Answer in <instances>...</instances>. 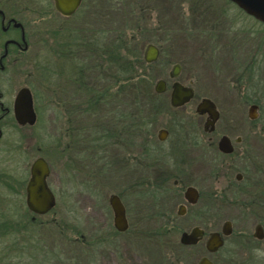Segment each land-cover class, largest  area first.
I'll list each match as a JSON object with an SVG mask.
<instances>
[{"label":"rangeland","instance_id":"rangeland-1","mask_svg":"<svg viewBox=\"0 0 264 264\" xmlns=\"http://www.w3.org/2000/svg\"><path fill=\"white\" fill-rule=\"evenodd\" d=\"M234 4L231 0H83L76 15L66 18L56 11L54 0H0V9L14 14L25 26L29 40V51L10 56L7 74L0 75V91L8 94L2 102L10 103L9 94H16L24 86L36 93L41 111L39 121L23 149H28L30 162L42 156L50 163L49 181L58 201L55 211L42 218L44 223L32 224L30 245L18 244L13 251L7 250L11 237L0 240V264L200 262L201 246L192 249L180 246L181 233L192 227L190 214L188 218H177L182 194L169 193L154 202L151 198L140 199L134 195L136 192L128 190L124 200L129 209L130 230L111 236L114 215L109 198L121 193L123 188L118 180L108 181L105 172L99 174L98 169L96 173L90 172L83 162L76 164L78 169L72 183L68 182L64 189L60 187L62 158L56 151L59 137L66 132L75 137V130L93 127L103 130L111 118L110 112L107 113L109 107H102L96 118L88 113L80 114L86 108L87 94H81L75 84V53L64 51L69 44L74 48L75 44L84 47L82 43L90 38L110 50L115 44L126 45L142 57L149 44L155 45L160 50L158 61L146 68L140 67V73L144 72L152 83L148 90L155 92V85L162 79L171 86L170 74L175 65H180L179 81L195 89L196 100L175 113L167 108L157 118L156 125L144 130V136L148 131L153 135L156 130V140L158 130L174 115L185 120L188 126H203L195 114V105L202 98H211L222 111L220 125H235L246 142L255 141L262 159L264 27ZM121 38L124 40L119 43ZM6 39L0 32V46ZM257 50L259 63L254 70L257 75L250 77L245 74L246 69ZM81 52L82 62L88 69L94 68L84 76L85 80L90 88L103 94L115 82L114 78H119V71L110 65L107 57L90 56L84 49ZM127 88H122V95L133 102L135 95L127 93ZM115 90L118 89L115 87ZM163 95L165 103L168 102L170 90ZM251 99H256L261 107L255 122L249 119ZM48 101L53 104L47 105ZM80 104L82 108L77 109ZM254 126H257L252 133L255 139H250L252 134L247 127ZM9 164L5 161L1 167ZM152 178V173L145 170L142 194L147 193L149 184L156 185L157 181ZM162 183L173 187V180ZM158 212L166 216H156ZM167 217L174 218L175 228L161 235L159 231L167 223Z\"/></svg>","mask_w":264,"mask_h":264},{"label":"flooded vegetation","instance_id":"flooded-vegetation-1","mask_svg":"<svg viewBox=\"0 0 264 264\" xmlns=\"http://www.w3.org/2000/svg\"><path fill=\"white\" fill-rule=\"evenodd\" d=\"M7 12L0 9V32L3 38L7 37L4 45L0 46V75L7 74L10 56L29 51L25 26L23 25L25 31L22 27L16 26V23L21 22L13 17L14 14ZM260 23L264 27V24ZM23 34L26 44L23 42ZM257 54L258 50L253 52L251 66L246 69L245 74L250 77L257 75V71H254L259 63ZM171 80H173L171 86L164 80L167 83L166 92L170 90L168 102L165 103L164 93L158 94L155 91V94L163 97L162 102L165 105L160 116L165 114L167 108L175 113L196 100V91L193 87L180 82L179 77ZM176 82L193 88L195 92L190 102L178 108L171 105V94ZM23 88L31 91L38 122L41 111L37 104L36 93L31 88L24 86L16 94H9L10 103L2 102L8 94L4 95L0 91V240L11 237V246H8L7 250L13 251L17 249L18 244L25 247L30 245L32 224L44 223L42 218L53 213L58 204L49 176L48 185L56 197L55 208L48 214L38 215L28 206L27 189L32 178L33 164L39 158H43L49 165L50 175L52 166L42 156L30 162L28 149H23L25 143L27 145L28 140L33 136L31 131L37 124L36 122L35 125H19L16 121L14 104ZM88 98L91 102L84 103L86 108L84 107L80 114L88 113L96 118L101 114L102 107H109L107 113L110 112L111 118L106 123L108 129L100 130L93 127L89 130H75V137H70L67 132L59 137L56 151L62 158L59 180L62 189L75 179V170L78 169L76 164L85 162L90 172L96 173L98 169L99 174L105 172L104 176L108 181L115 178L120 182L123 189L121 193L115 195L121 198L129 222V209L124 197L127 191L131 190L136 192L134 195L139 196L138 198H144L142 194L145 182L144 171L147 170L157 182L155 181L156 185L153 186L149 184L146 192H158L156 201L159 196H167L169 193L182 194L183 202L178 207L177 218L187 217L188 214L192 217L191 229L184 232H191L195 228H199L202 232L199 243L191 246L180 243L181 246L188 249L201 246L200 261L207 259L212 264H264V158L260 159L262 154L257 152L256 142H246V138L239 135L235 125H220L222 111L214 100L202 98L195 105V114L200 117L203 126H188L185 120L174 115L158 130L157 138L154 140L156 130L153 135L148 131V135L144 136L146 128L142 100L136 101L135 109L131 108L128 111L124 94H115L111 98L103 95H89V97L87 95L85 100ZM98 98L100 100H97ZM121 98L122 101L119 100ZM204 99H210L215 103L219 112L216 121H213L208 113L197 112L198 106ZM97 101L99 102L96 103ZM250 101L249 119L255 122L261 107L256 104V99ZM51 104L53 103L48 101L47 105ZM254 106L257 108L255 119H252L250 112ZM130 107H134V104L131 103ZM81 108L82 105H78L77 109ZM253 129H257V126L247 127V130H250L248 133H254ZM250 139H255L253 134ZM223 140H226L225 144H222ZM5 161L10 162L9 166L1 167V163ZM184 179L188 180L186 184ZM171 180L173 187L162 183ZM190 188L197 191L196 203L186 199V192ZM147 198L154 201L150 195ZM156 216L164 217L166 214L158 212ZM167 218L168 221L163 227L175 228L174 218ZM197 219L199 223H196ZM113 229L118 234L121 233L115 226ZM129 230L130 222L127 232Z\"/></svg>","mask_w":264,"mask_h":264},{"label":"water","instance_id":"water-1","mask_svg":"<svg viewBox=\"0 0 264 264\" xmlns=\"http://www.w3.org/2000/svg\"><path fill=\"white\" fill-rule=\"evenodd\" d=\"M240 9L245 11L248 15L254 17L260 22L264 23V0H231ZM83 4V0H54L56 11L63 17L69 18L74 16ZM16 26L22 27L21 23H16ZM25 31V30H24ZM25 34H23V42L25 41ZM9 44V43H8ZM7 44V45H8ZM160 57V50L153 44L146 47L144 53V60L148 64H153L158 61ZM181 73V66L175 65L170 77L178 78ZM167 90L166 81L159 80L155 86V91L158 94H163ZM195 92L193 88L186 87L180 82L173 85L171 94V105L175 108L181 107L190 102L194 98ZM254 106L251 109L250 116L255 119ZM199 114L208 113L213 121L219 118V112L216 105L210 99H204L197 108ZM14 113L16 121L19 125H35L37 117L33 107V98L31 91L28 88H23L18 93L15 104ZM162 133H164L162 131ZM223 140L222 144H225ZM50 176V168L48 163L39 158L32 166V178L29 183L28 192V206L32 212L38 215H45L51 212L56 206V197L48 185V178ZM186 199L191 203L197 202V191L194 188L188 189L186 192ZM110 206L114 213V226L118 232L125 233L129 229V222L127 218L126 208L118 195H111L109 198ZM183 209V208H182ZM202 237V232L199 228L193 229L191 232H183L180 237V243L184 246L196 245ZM214 244V242L212 241ZM199 264H212L209 260L203 259Z\"/></svg>","mask_w":264,"mask_h":264},{"label":"trees","instance_id":"trees-1","mask_svg":"<svg viewBox=\"0 0 264 264\" xmlns=\"http://www.w3.org/2000/svg\"><path fill=\"white\" fill-rule=\"evenodd\" d=\"M244 12V11H243ZM245 13V12H244ZM247 14V13H245ZM248 15V14H247ZM251 17V16H250ZM259 22V21H258ZM261 24V23H259ZM262 25V24H261ZM124 39L121 38L119 43H121ZM83 42V41H82ZM98 41H94V39H88L80 45L75 44V48L73 44H69L67 50L64 53L74 54L75 53V84L78 85L77 88L79 89L80 93L86 92L84 94L95 96V95H103V96H111L115 95V93L122 94V88L128 87L129 94L135 95L134 101L130 102L127 101L128 104L127 110L129 111L131 108L135 109L136 101L142 100V112L144 115V127L148 128L152 125L156 124V117L160 116L163 110L165 109V105L162 102L161 96L155 94L154 91L148 90V86L152 85L150 78L142 72L140 73V67L146 68V66H150L148 63L145 62L144 57H142L137 50L134 52L127 47L126 45H114L112 50L103 45L98 46ZM1 48V47H0ZM84 49V52L88 53L90 56L93 54L103 55L107 57L110 65L116 70L119 71V78H114L115 82H113L112 86H110L103 94H100L96 89L90 88L88 85V80L86 81L84 77L86 74L91 73L94 68H89L86 66L84 62L80 59L79 55L83 54L81 50ZM137 51V52H136ZM71 56V55H70ZM117 79V80H116ZM87 83V84H86ZM115 87L118 89L115 90ZM126 91V90H125ZM132 91V92H131ZM142 97V99H141ZM93 99V97L91 98ZM97 100H100L99 98ZM112 100V99H111ZM91 102L90 98L85 100V104H89ZM97 101L96 103H98ZM133 103L134 107H130V104ZM88 111V110H86ZM150 193V194H149ZM158 192L150 191L144 193V198H147L150 195L154 201H156ZM159 231L161 235H165L170 233L171 227L166 226ZM117 232L112 229L111 236H114ZM181 246V245H180ZM183 247V246H181ZM184 248V247H183Z\"/></svg>","mask_w":264,"mask_h":264}]
</instances>
